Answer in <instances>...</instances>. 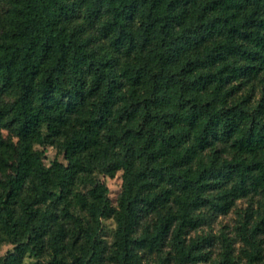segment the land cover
<instances>
[{
	"label": "trees",
	"instance_id": "16d2710c",
	"mask_svg": "<svg viewBox=\"0 0 264 264\" xmlns=\"http://www.w3.org/2000/svg\"><path fill=\"white\" fill-rule=\"evenodd\" d=\"M6 4L0 264H264V0ZM114 172L116 207L98 176ZM256 197L244 259L191 237Z\"/></svg>",
	"mask_w": 264,
	"mask_h": 264
},
{
	"label": "rangeland",
	"instance_id": "374dc122",
	"mask_svg": "<svg viewBox=\"0 0 264 264\" xmlns=\"http://www.w3.org/2000/svg\"><path fill=\"white\" fill-rule=\"evenodd\" d=\"M7 10L5 14H3V8H0V19L3 18L8 11V4H6ZM5 139L8 143L15 141L11 134L8 132H4ZM0 156H7L5 150L0 149ZM55 158H58L59 161L65 162L63 156L58 155L56 149L49 147L46 150L45 154V162L49 165ZM102 182H104L110 190V200L113 207L117 206L118 197L121 193L122 186V172H114L111 175H98ZM1 177V174H0ZM262 201L261 197H256L255 199L243 200L237 203V206L227 216L218 217L212 225L205 226L198 231H193L191 233V237L197 238L201 236H213V237H222L223 235L227 236L229 239L233 240V247L235 248V254L242 257L244 259V254L241 252L244 249L242 240L240 236H238L239 229V221L242 220L243 217L247 214H254L261 209L259 208V203ZM75 214H78V211H74ZM257 217V215H256ZM103 239L107 242H111L115 233L116 225L112 218H105L103 220ZM264 244V234L260 235L259 238ZM14 246L8 242H4L0 245V258L6 257V255L13 251ZM213 254V259L218 258L219 253L222 251L221 244L216 241L215 246L209 250ZM24 264H47L46 259H37L32 256H27L24 261Z\"/></svg>",
	"mask_w": 264,
	"mask_h": 264
}]
</instances>
